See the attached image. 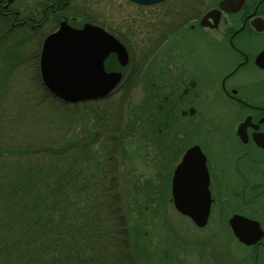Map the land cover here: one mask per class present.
Instances as JSON below:
<instances>
[{"label": "trees", "instance_id": "1", "mask_svg": "<svg viewBox=\"0 0 264 264\" xmlns=\"http://www.w3.org/2000/svg\"><path fill=\"white\" fill-rule=\"evenodd\" d=\"M154 31L164 34L158 28ZM162 41L160 36L150 37L145 50L152 53ZM114 58L109 57L107 67L116 66ZM0 59L15 62L12 56ZM23 65L15 68L22 72ZM125 69L132 71L131 66ZM36 79L44 86L39 66ZM140 79L136 74L127 87L135 89ZM5 80L0 78V264H139L144 253L140 242L147 238L126 227L127 214L137 209L143 212L150 190L144 193L131 187L130 172L117 174L119 143L109 138L124 126L139 130L149 115L140 112L139 116L137 109L129 112L117 99L112 107L81 112L94 121L105 117V125L95 128L91 120L77 123L78 107L43 109L37 107L41 98L28 92L20 95L19 103L25 107H4L8 99L2 91ZM147 83L150 101L158 94ZM151 111L149 107L147 112ZM122 158L125 162L126 153ZM123 198L128 203L121 204ZM119 238L125 244L120 252ZM100 252L99 259L83 262V257Z\"/></svg>", "mask_w": 264, "mask_h": 264}, {"label": "rangeland", "instance_id": "2", "mask_svg": "<svg viewBox=\"0 0 264 264\" xmlns=\"http://www.w3.org/2000/svg\"><path fill=\"white\" fill-rule=\"evenodd\" d=\"M40 1L41 0H14V3L11 4V8L20 9L21 11L28 8L35 11L33 4ZM69 1L70 5L83 11L87 18H93L95 16L101 23L111 25L124 35V37H128V39L131 40L130 48L135 64H138L141 60L140 50L147 48L148 44L150 45L148 42L150 37L154 39L156 36L153 31L157 28L158 22L162 19L170 18L173 14V10H180L183 6L181 5L179 7V5H175L176 1L178 3L180 2L179 0H167L163 3L149 6L138 5L130 0ZM183 1L184 0H182V2ZM175 6L177 7L175 8ZM165 14L166 17H164ZM55 26L56 25H54V27ZM171 37L168 36L167 40L165 38L164 41H166L163 44H167ZM184 39L185 38L177 42L178 38L174 37L167 45L166 49L174 50L176 48V52L172 54L175 58L172 60L173 57L171 56V60L167 58L164 59L165 62L167 60L169 64L175 68H177V64L179 63L180 70L183 73L190 74L195 71H200L202 80L211 79L212 77L216 78L219 74L228 70L237 59L232 52H229L224 47H216L215 44L214 47L212 43L209 46L210 48H204L200 44V46L197 45L198 42L195 33H193L192 36L187 35L186 40ZM248 40V49L264 46V34L256 35ZM30 44L24 48L27 55L31 51L32 45L30 46ZM154 46L155 45L152 47ZM160 50L158 47L152 54L155 55L157 53L156 57L159 58ZM34 61L32 57L27 64L24 63L22 66V75L23 79H25L22 90L23 93L28 92L41 98L42 94L36 93V89L33 90V86L38 88L35 83L37 79L36 76H34L36 74V64H34ZM201 61H203V63ZM202 64L204 66H202ZM122 69L126 70L125 67H122ZM179 72L180 71L176 72L177 77L181 75V72ZM254 74H257V72L253 69L249 71L241 70L233 78L236 80L238 79L242 83H251V81L259 80L263 76V74L260 76ZM158 81L164 91L172 89L169 87L170 84H166L162 80L161 74L158 75ZM148 85L149 83H147V86ZM145 86L144 80L141 79L140 84H137L135 88L134 95L131 97L128 107H121L126 108V110L128 109L129 112L137 109L135 113L139 116H141L140 112H143L144 116L147 115L149 107H146L145 104L139 107L142 98H148L149 95V88L151 86H149V88L147 86L145 88ZM121 94L120 91H117L114 92L111 97L95 102L94 104L85 105L83 102H77V105L71 104L65 109L68 110L67 108L78 107L77 109L80 111L79 115L76 116L77 123L79 122L83 125L85 122L89 123L90 120L91 123H93V117L91 119L89 115H86V112H84V114L81 112H83L84 109L96 110L98 107H112L115 100L121 98ZM250 96L257 100L264 101V96L258 94H256V96L251 94ZM48 99L50 101V98L46 96L44 100ZM20 100L21 97L16 93L10 94L4 107H25L19 103ZM51 103L55 107H61L58 106L57 102L54 100H52ZM180 109L185 111L186 109L188 110V107H171L168 109L174 116L173 127L165 128L164 132H159L157 135L150 132L152 131L150 128L151 123L148 119L145 121L142 119L140 129H147L150 135L141 138V140L132 139L125 146L127 158L125 170L127 174L128 172L131 174L130 186L137 187L140 192L144 193L149 190L151 192H154L152 190H157L155 198L158 197L160 199L162 197V201H164L163 194H167L168 192V195L171 196L169 190L171 175L175 165L181 158L180 155L183 153L186 143L190 141L201 142L203 139L210 137V147H213V145L215 147V167L220 172L222 171L229 180V183L231 182L232 184V186H227L228 188H226V186H220L218 192L217 188L215 189L216 198H218L220 202L222 201L218 206L221 214L225 218L228 216L230 217L235 207L234 201L236 199H243L239 197V195L238 197L235 195L237 197L235 198V196L229 192V190H231L230 187H237L238 183L241 181L236 171L235 164L239 161V157L243 151H249L253 154L258 152L255 150L256 148L241 145L234 138L233 128L238 119L235 113L236 107H199L198 111L203 110L204 112V119L202 121H199L200 117L198 112L195 114L193 113L191 116L189 114L183 115ZM191 121H193V123H191ZM214 129L228 130V136L222 140L221 137L216 138L211 134V131ZM156 139L158 141L157 143ZM159 142L161 143L160 145H158ZM178 154L179 156H177ZM172 158H174V160ZM247 159L248 158L242 159V163L243 166L245 165L247 167L244 166L248 171V169L250 170L251 162ZM216 161L218 163H216ZM259 166L264 167V162L263 164L260 163ZM212 172L215 174L218 173L215 169H212ZM259 173L261 178L264 179V170H261V172L259 171ZM244 199L248 201L254 200L256 202L254 204H248L249 206L242 204L239 208H236L237 212L243 213L246 216L256 217L264 227V195H259L257 197L254 195H246ZM144 200L145 199L142 201ZM142 201L139 200V203ZM152 203H154L153 199L146 200L142 207V213H140L138 209L133 212L134 216L140 218V224L143 221L140 235H142V238L145 236V238L148 239L146 241L149 246L147 252H144L143 256L140 258L139 264H253V261L250 260L251 256H248L251 249L240 243L234 237L231 230L226 227L225 223L222 224L221 219H218L219 223H213L208 230L203 232L201 231L202 229L199 230L194 227L188 218L180 213H176L172 219H165L163 214L159 215L155 213L157 209L154 210ZM144 206H146L148 210H146V208L144 209ZM188 223H190L191 230L186 233L176 232L177 227L187 226ZM183 230L184 229L181 231ZM178 234L183 235L184 240L179 238ZM209 254L211 255L208 256Z\"/></svg>", "mask_w": 264, "mask_h": 264}, {"label": "bare ground", "instance_id": "3", "mask_svg": "<svg viewBox=\"0 0 264 264\" xmlns=\"http://www.w3.org/2000/svg\"><path fill=\"white\" fill-rule=\"evenodd\" d=\"M167 0H161L160 3H163ZM215 2H213L212 4H210V1L206 2V5L209 7H212L214 5L217 4L218 0H214ZM221 1V0H220ZM219 1V2H220ZM41 2H35L33 4V6L35 7V11H33L32 9H28L26 8L25 10L21 11L20 9H13L11 8L12 5L14 3L13 0H0V43H4V46L0 47V58H4L6 56L10 57L12 56L15 60L14 63H12L10 61V63L6 60L0 59V62L2 64V68L4 69H0V78H5L8 79V81L10 80V82H8L7 80H5V85L2 87V91L4 94H7V98H9L10 94L16 93L18 96L24 94L23 93V86H24V80L23 79V75L22 72H19L15 66L19 65L20 63H25L27 64L30 59H32V57L34 58V64H36V68L37 66H39V71H41L40 65H41V61H42V57H43V48H44V43L45 40L47 38H49L51 36V34L57 32L60 28V26H58L57 28L52 27V22H56L57 20V15L61 17V15H65L66 18L65 21L67 22L68 25H70L71 27L75 28V29H83L85 27L86 24H92V22L90 21L89 18H87V16L85 15V13L83 11H80L79 9L73 7L72 5H70V3L68 2V4H61L59 7V10L57 12V15L54 13V11H52V8H49L48 10V14L46 13V11H42V9L40 8L41 6ZM208 3V4H207ZM219 4V3H218ZM219 6V5H218ZM238 12V11H236ZM174 14H179L178 10L173 11ZM229 14H233L235 13L233 12H228ZM14 15V16H11ZM205 15V14H204ZM203 15V16H204ZM202 16V18H203ZM230 16V15H229ZM229 16L227 18V16L223 17L221 16V24L222 22H227V20H229L230 25H232V27H235L236 29L240 30L243 25L239 24V19L235 16V20L237 21H232L231 19H229ZM232 16V15H231ZM11 17V18H10ZM179 18V16H177ZM13 18H17L18 21H21L22 24H14V19ZM35 19V21L32 20ZM75 18V19H74ZM173 15L169 18V20L167 19H163L161 21L158 22L157 28L159 29L160 32L164 33V34H157L156 32V37L160 36L163 38V41L161 42L160 46H164V47H160L159 46V50H160V56L159 58L156 57L157 53L154 55L148 51H146L145 49L140 50L141 51V60L138 64H135V61H131V56H132V52H131V40L128 39V37H124L121 39V37L118 36V38L120 39V42L125 46V48L128 50L129 52V61L127 65H121L119 63V58L117 57L116 53H112L111 56L115 57L114 59L117 61L116 66H112L111 68L107 67L106 69H108V72H116V74H118L119 77H113L112 79L109 78L111 81L115 82V86H114V92L120 91L124 94H121V98L120 100L122 101V103L124 104V106L128 107L129 105V101L131 99V97L134 95V91L135 89L131 88V87H127L128 83L131 82V80L135 77V75L137 74L139 77H142L144 79H146L147 81H149L151 83V85L153 86L154 90H156V93L158 94V96H153V98H150V101L148 98L143 97L142 100L140 101V106L142 104H146L149 101V104L147 105V107H151L152 111L149 112L147 115H149L148 117H150L148 120L151 123L150 124V128L152 131H150L152 134L157 135L159 132L162 133L165 131V128H172L173 127V117L172 114L168 111L169 109V102H167L164 98H162V96L164 95H168L170 93H168L167 91H164V89L162 88L160 82L158 81V75L161 74V78L162 80L166 83V84H170V88H173L175 86V84L177 83V81H182L187 75V73H183L180 70L179 67V63L177 64V68L172 67L169 63H167L164 61V59H168L170 57L171 54V50H167L166 47L167 45L171 42V40L175 37L174 35H170V32H172L175 28V26L173 24H171ZM261 19V18H260ZM63 22V21H62ZM61 22V23H62ZM33 23H37L38 25H36L35 27H33ZM60 23V25H61ZM221 24H219L217 27L213 28V29H218L217 31L219 32H224V29ZM228 25V24H227ZM25 26L26 30H20L21 28L18 27H23ZM229 26V25H228ZM206 27V26H203ZM209 27V26H208ZM211 28V27H210ZM217 31H211L210 34L211 36L216 33ZM168 36H172L170 40H168L167 44H163ZM215 36V34H214ZM218 35L216 34L215 37H217ZM197 37V42L198 44L201 42L202 37H200V35L196 34ZM166 38V40L164 41V39ZM219 38V36L217 37ZM31 43V44H30ZM30 44L31 46V51L30 53L25 52V49L28 45ZM197 44V45H198ZM156 49V48H155ZM155 51V50H154ZM263 51V50H262ZM256 52L255 53V57H257L258 55L261 54V52ZM134 60V58H133ZM256 60V59H255ZM115 61V62H116ZM237 61V59H236ZM203 63V61H201ZM119 64V65H118ZM244 62H242L240 65H238L236 68L233 69V72L237 71V69L243 65ZM234 63L230 66L233 67ZM120 66V67H119ZM131 66V70H123L122 67L127 68ZM255 70V72H257V76H260L263 74V76L260 78L261 80L264 81V65L257 63L256 61H254V64L252 65H248L246 66V68H243L241 70H245V71H249V70ZM240 70V71H241ZM180 71L181 75L180 76H176V72ZM239 71V72H240ZM120 72V73H119ZM136 72V74H135ZM179 72V73H180ZM238 72V73H239ZM177 73V74H179ZM237 73V74H238ZM36 76V74L34 75ZM129 82L126 84V78L130 77ZM42 79V76H41ZM14 80V81H13ZM37 87L33 86V90H35V92L37 93H41L42 97L40 99V104L37 107H41L43 109H50L51 107H53L56 110H61L64 107H68L72 103L71 101L65 100V99H61L60 97H58L57 95L53 94L51 92V88L44 83L43 79H42V83L44 86H39L38 82H35ZM33 85V84H32ZM30 91L31 88L29 87ZM47 91H49L52 96L57 99L55 100L54 98L48 96L50 98L48 100H44L45 97L47 96ZM114 93H109L107 96L103 97V98H109L113 95ZM123 95V96H122ZM54 100L55 102H57L58 106L61 107H55L51 102L52 100ZM86 101V100H83ZM89 101H93V104L96 102L95 99H90ZM146 106V105H145ZM120 107V106H118ZM163 107H167L164 111L160 112ZM169 112V113H168ZM244 115L239 116V118L237 119V126L240 127L241 124L243 123H249L252 119L251 116H247L246 118H244ZM6 122V121H5ZM94 127L95 128H99L102 127L103 125H105V117L101 118H97L94 122ZM92 123V125H93ZM130 124V123H129ZM132 122L131 125L132 126ZM169 124V125H168ZM143 129V128H142ZM139 129V130H135L133 131L131 127L129 126H124V128H121V132L117 133V134H110V141L113 144H118V152L119 155L116 156V159L119 161L118 163V169H117V174L121 175L122 172H126L125 167H126V161L127 158H125V162L123 161L122 155L125 154V146L132 140V139H138L141 140V138L144 137H148V135H150V132L147 131V129ZM160 130V131H159ZM106 131V130H105ZM157 132V133H156ZM212 135L216 138L221 137V140L223 138H225L226 136H228V130L225 129H214L211 131ZM60 136V135H59ZM61 137V136H60ZM109 137V134H108ZM210 138V137H209ZM209 138L203 139L201 142H195V141H190L189 143L187 142L185 145V149L183 151V153L180 155V160L177 162V164L175 165L174 169H173V173L171 175V179H170V184L171 187L174 185V180L175 178L179 181H181L182 183L188 185L190 184L189 180H190V175L185 173L184 175H179L176 176V168L178 166V164L182 161L183 157L185 156V154L187 153V151L193 147V146H199L202 153L204 154V156L206 158H211V160L209 159L210 162V167L211 169H215L218 173L215 175V178L218 182V184H220L221 186H226V188H228L227 186H232L231 182L229 183V180L227 179V177L222 173V171L220 172L216 167H215V161H214V157H216V153H215V147L213 145V147H210V142H209ZM247 139H248V135H247ZM157 139H156V143H157ZM161 143L159 142L158 145H160ZM255 147L256 151L258 153H252L250 155V157H239V161L235 164L236 166V171L239 175V179H241L240 183H238L237 187L235 186L234 188L230 187L231 190H229V192L233 195V196H237L239 195V197L243 198L242 200H244V198H246V195H254V196H259V195H264V179L261 178V175L259 173V171L261 172V170H264L263 166H259V164H263L264 162V147L260 146L259 144L256 143ZM206 151V152H205ZM177 154V153H176ZM179 156V154L177 155ZM248 158L247 160H249L251 162V167L250 170L248 169L247 171V167L245 168L243 166L242 163V159ZM174 160V158H172ZM241 159V160H240ZM249 162V163H250ZM216 163H218L216 161ZM214 167H212V166ZM170 167V166H169ZM208 169H209V165H208ZM263 175V174H262ZM225 176V178H224ZM96 179H100L99 175H96ZM90 183V181H89ZM169 187V186H168ZM154 192L149 193V195L147 196L146 200H152L154 201V203H152V207L155 209H157V212L155 210V213H158L159 215H162L168 219H172L174 218L175 214L177 213V207L175 206H170L169 205V199H171V196L167 194H163L164 196V201H162V197L159 199L158 197L155 198L156 192L157 190H152ZM239 192V193H237ZM235 196V198H237ZM128 199H121V204H125L128 203L127 202ZM147 207L144 206V209ZM211 214L210 216H208L207 221L204 223V225L201 227L193 222H191V224L196 227L197 229H202L203 232H205L206 230H208L210 228V226H212L213 223H219L218 219H221L222 224L225 223L226 227L229 228L231 230V232L233 233L234 237L236 238V235L233 231L231 222H232V217H228L225 218L220 211V208L218 206H215L213 210H211ZM242 215L240 212L237 213ZM128 217V224L126 225L127 228L130 229H135V232H140L141 231V225L139 222V217L134 216L132 214H127ZM251 220H257L260 222L259 219H256L254 217H248ZM189 225V226H188ZM187 226H182V227H177L176 232H188L189 230H191L190 228V223H188ZM139 227V228H138ZM186 228V229H185ZM182 229H184L183 231H181ZM199 229V230H200ZM178 237L184 240V236L181 234H178ZM148 240V239H147ZM141 244V248L144 252H147V248H149V246L147 245V241H142ZM124 243L122 242V239L119 238V240L117 241V250L120 252L124 249ZM178 245V244H177ZM256 245H264V241L263 240H259L256 243L249 245L248 247L251 249V252L249 253V257L254 254V247ZM102 255V253H97V254H93L90 256H85L82 258L83 262H89L92 260H96L99 259L100 256ZM261 255H263L264 257V251H262ZM264 264V258H263V262Z\"/></svg>", "mask_w": 264, "mask_h": 264}, {"label": "water", "instance_id": "4", "mask_svg": "<svg viewBox=\"0 0 264 264\" xmlns=\"http://www.w3.org/2000/svg\"><path fill=\"white\" fill-rule=\"evenodd\" d=\"M141 4H153L161 0H133ZM244 0H221L218 8H212L201 19L202 26L215 28L220 24L222 12H236ZM260 19V18H259ZM264 30V19H260ZM41 61V76L51 92L61 99L71 102L97 99L107 96L116 85L109 78L119 77L109 73L105 61L111 53H116L121 65L130 59L125 46L112 33L101 26L86 24L83 29H75L63 21L57 32L45 40ZM257 63L264 65V50L256 57ZM120 73V72H119ZM243 123L238 134L246 142L247 128ZM254 141L264 147V133L253 134ZM190 175V184H179L175 178L173 196L179 211L190 216L197 225L203 226L211 209L209 171L207 158L199 146L191 147L177 166L176 176ZM232 228L240 242L252 245L264 237V229L257 220L235 214Z\"/></svg>", "mask_w": 264, "mask_h": 264}, {"label": "flooded vegetation", "instance_id": "5", "mask_svg": "<svg viewBox=\"0 0 264 264\" xmlns=\"http://www.w3.org/2000/svg\"><path fill=\"white\" fill-rule=\"evenodd\" d=\"M178 3L176 1L175 5H181L182 8L178 10L177 14H172L173 18L171 24L175 26L174 30L170 32V35H175L178 38L177 42H180L183 38L186 40L187 35H191L193 33L200 35L202 37L201 42L199 43L204 48H210L209 46L212 45L217 47L221 46L226 48L229 52H232L236 57L237 61L234 62L233 67L225 70L222 74H219L216 78L201 79L200 71H195L187 75L182 81H177L174 88L169 89L167 92L170 93L168 95L162 96L167 102H169V107H188V110L185 111L181 110V114L190 116L194 113L199 114L200 120L204 119V112L203 110L198 111L199 107H236V116L244 115V118L247 116H251L252 119L249 122L250 125L248 127V139L245 143H243L240 137L237 134L238 126L237 124L234 125L233 134L234 138L243 146H249L250 148L257 147L256 142L253 139V134L257 132L264 133V101L257 100L250 95L258 94L260 96H264V81L263 80H256L251 81V83H242L238 79H234L233 77L243 68H246L248 65L254 64L256 59L255 53L258 51H262L264 46L255 49H248V39L253 38L256 35H263L264 30L260 31L261 29V22L259 18L264 19V0H244L242 7L233 14L222 12V18L229 16V19L232 21L235 20V16L239 19V24L243 25V27L238 30L235 27L230 25L229 20L227 22H220V24L224 29V32L217 31L218 29H213L208 26L203 27L200 25L201 17L211 10L212 8H218V3L220 0L217 1V4L208 7L206 5L207 1L210 0H179ZM70 3L69 0H42L40 8L42 11H46L48 14L49 8H52V11L57 15L59 7L61 4H68ZM208 4V3H207ZM177 6H175L176 8ZM232 15V16H231ZM179 16V18L177 17ZM68 18L65 15L58 16L56 22H52V25H56L54 28L60 26L62 21ZM14 19V24H22L21 21H18L17 18ZM17 19V20H16ZM75 19V18H74ZM92 23H98L96 17L89 18ZM33 21L35 19L32 18ZM229 26H228V25ZM38 25L37 23H33V27ZM109 30L113 27L109 24H105ZM114 29V28H113ZM211 31H217L215 34L219 36V38L215 37L214 34L211 36ZM212 37V38H211ZM198 44V45H199ZM199 45V46H200ZM208 46V47H207ZM214 46V47H215ZM212 47V48H214ZM171 56L174 52H176V48L171 50ZM241 65L237 71L233 72V69L236 68L238 65ZM177 64V63H176ZM202 66H204L202 64ZM198 107V108H197ZM194 109V110H193ZM184 117V116H183ZM243 118V119H244ZM196 121V120H195ZM178 124L177 122H175ZM193 123V121H191ZM206 152V151H205ZM252 153L249 151H243L240 157H250ZM208 160L209 165V172H210V188L213 195V201L211 205V210L214 209L215 206H219L221 202L215 196V189L217 188V192L219 191L220 184H218L215 173L212 172L210 167V162ZM171 191V185H170ZM172 196V195H171ZM171 203H173V199H169ZM256 201H248V200H239L236 199L234 201V208L231 214L237 212L238 207L242 204L247 206L249 203L254 204ZM212 215V214H211ZM229 217V216H228ZM226 217V218H228ZM191 221V220H190ZM193 222V221H192ZM194 223V222H193ZM264 241V240H263ZM262 251H264V245H256L254 247V254L251 257V261H255L253 264H263V255H261ZM209 254L208 256H210ZM202 259V258H201ZM203 260V259H202Z\"/></svg>", "mask_w": 264, "mask_h": 264}]
</instances>
